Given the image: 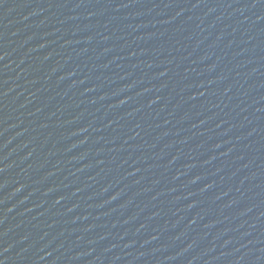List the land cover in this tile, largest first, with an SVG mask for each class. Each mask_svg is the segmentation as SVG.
Listing matches in <instances>:
<instances>
[{"label":"water","instance_id":"water-1","mask_svg":"<svg viewBox=\"0 0 264 264\" xmlns=\"http://www.w3.org/2000/svg\"><path fill=\"white\" fill-rule=\"evenodd\" d=\"M0 264H264V0H0Z\"/></svg>","mask_w":264,"mask_h":264}]
</instances>
